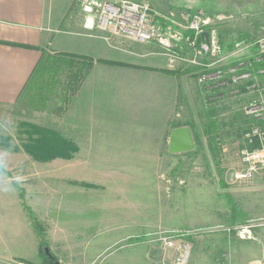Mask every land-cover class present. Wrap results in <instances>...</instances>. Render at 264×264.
<instances>
[{"label":"rangeland","instance_id":"374dc122","mask_svg":"<svg viewBox=\"0 0 264 264\" xmlns=\"http://www.w3.org/2000/svg\"><path fill=\"white\" fill-rule=\"evenodd\" d=\"M48 1L53 27L84 31L81 0ZM144 1L160 11L225 15L228 44L264 25V0ZM134 45L146 47L133 42L131 49ZM179 70L186 84L172 124L189 125L195 148L170 155L166 145L168 163L149 178L152 186L127 187L128 196L115 202L108 201L106 188L62 175L65 158L59 151L65 143L43 125L52 112L41 119L24 104L0 107V255L12 252L28 264H52L44 252L49 247L58 264H173L178 247L187 243L188 264H264V178L235 177L244 132L253 123L243 112L247 95H221L199 83L197 69ZM60 91L59 86L55 97ZM88 193L98 196L90 199ZM242 228L251 231L250 238L240 236ZM170 236L174 247L164 244Z\"/></svg>","mask_w":264,"mask_h":264},{"label":"crops","instance_id":"0c3cea01","mask_svg":"<svg viewBox=\"0 0 264 264\" xmlns=\"http://www.w3.org/2000/svg\"><path fill=\"white\" fill-rule=\"evenodd\" d=\"M84 31L53 27L48 0H0V107L24 104L41 119L52 112L43 125L66 145L62 175L106 188L115 202L127 187H151L149 178L166 168L186 77L147 46L114 47ZM76 195H84L82 184ZM18 258L27 259L7 252L0 262Z\"/></svg>","mask_w":264,"mask_h":264},{"label":"built area","instance_id":"2783aa9c","mask_svg":"<svg viewBox=\"0 0 264 264\" xmlns=\"http://www.w3.org/2000/svg\"><path fill=\"white\" fill-rule=\"evenodd\" d=\"M80 5L87 33L119 48L128 42L153 46L152 52L165 56L176 70L197 69L201 85L218 88L224 96L247 95L243 112L253 123L244 132L246 145L240 150L241 170L235 177L246 181L264 176V25H259L257 34L247 31L250 37L245 34L232 40L229 51L223 34L225 15L188 9L160 11L144 0H81ZM240 236L250 238L251 231L242 228ZM172 239L166 237L164 244L174 247ZM190 252V244H180L173 264H188ZM0 264L28 263L14 259Z\"/></svg>","mask_w":264,"mask_h":264},{"label":"water","instance_id":"95a60500","mask_svg":"<svg viewBox=\"0 0 264 264\" xmlns=\"http://www.w3.org/2000/svg\"><path fill=\"white\" fill-rule=\"evenodd\" d=\"M207 36V32L204 33ZM195 148L194 135L189 126H180L172 130L169 140V152L172 154L186 153ZM47 255L52 257L49 247H45Z\"/></svg>","mask_w":264,"mask_h":264},{"label":"trees","instance_id":"16d2710c","mask_svg":"<svg viewBox=\"0 0 264 264\" xmlns=\"http://www.w3.org/2000/svg\"><path fill=\"white\" fill-rule=\"evenodd\" d=\"M247 37H250L249 34H246ZM233 46V42H230V44L226 43L225 44V49L228 50V49H231ZM173 73H178V74H182L183 72L180 71V70H176V71H172ZM181 125H188V124H180V125H176V126H181ZM211 127V125L209 126V128ZM192 130V129H191ZM193 132V131H192ZM69 145V144H68ZM74 148V147H73ZM69 156V155H68ZM37 228V231H38V226L36 227ZM45 252V251H44ZM45 255H46V258L52 263V264H58L56 263V261L54 262V260H56V258L53 256V257H50L49 255L46 254L45 252Z\"/></svg>","mask_w":264,"mask_h":264}]
</instances>
